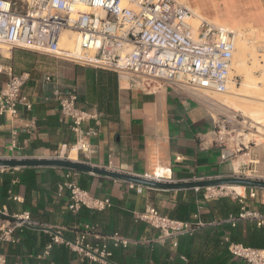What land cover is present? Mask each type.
<instances>
[{
    "label": "crops",
    "instance_id": "0c3cea01",
    "mask_svg": "<svg viewBox=\"0 0 264 264\" xmlns=\"http://www.w3.org/2000/svg\"><path fill=\"white\" fill-rule=\"evenodd\" d=\"M193 3L200 7L202 14L230 28L253 27L264 32V0H194ZM41 60H44L41 55L18 48L10 50L7 56L0 53V64L11 65L16 74L33 73L24 91L32 109L19 107L20 114L15 121L0 117V159H54L69 154L74 162L83 161L130 175L150 177L158 167L166 168L171 171L170 178L164 180L167 182L244 175L241 168L245 164L237 160L236 151L215 142L217 120L203 101L164 82H138L130 77H118L115 119L98 110L92 94H86L84 101H79L82 108L96 111L100 118L84 126L85 130L96 131L86 139L91 152H76V157L72 158L69 151L76 137L70 121L60 114L53 89L55 85H71L78 91V67L69 73L68 81L59 77L54 78V83L45 84L44 77L50 74L41 66L44 64ZM13 131L18 132L16 147H12ZM66 171L22 168L0 175V208L6 207L11 214L30 212L34 221L44 226L73 230L96 225L101 235L117 234L134 241L136 244L126 248L110 243L116 264H121L122 258L126 264H213L212 259L220 260L223 255L221 245L238 243L260 249L256 238H264V228L250 222H240L234 227L229 221L243 207L264 212V189H258L256 197L251 198L249 188L245 187L240 195L244 198L242 202L230 195L205 199V189L161 191L143 187L139 193L129 183L81 173L82 188L97 198L110 199L113 206L103 212L84 209L75 215L67 208L68 194H59L57 190ZM158 171L154 178L158 177ZM11 195L18 201L10 199ZM191 199L197 206L192 222H195L194 216L199 215L203 226L197 230L192 243L190 260L183 244L185 235L176 239V247L170 240L164 244L153 242L159 232L136 221L135 215L153 207L171 218L179 203H188ZM49 238L43 230L30 229L22 235L19 244L0 246V252L6 256L8 264H41L50 258L39 259ZM217 238L218 247L213 244ZM71 264L82 263L75 256ZM226 264L244 263L231 257Z\"/></svg>",
    "mask_w": 264,
    "mask_h": 264
},
{
    "label": "built area",
    "instance_id": "2783aa9c",
    "mask_svg": "<svg viewBox=\"0 0 264 264\" xmlns=\"http://www.w3.org/2000/svg\"><path fill=\"white\" fill-rule=\"evenodd\" d=\"M65 33L75 36L74 50L62 46ZM237 40L234 29L196 17L179 0H0V46L49 55L81 67L112 72L119 78L164 82L198 99L207 93L225 94L232 83L238 84L233 76ZM32 76V71L16 74L11 65L0 64V117L15 121L19 107L32 109L24 92ZM44 83H54L53 76L45 75ZM53 95L61 116L71 123L76 137L73 146L79 147V153H90L86 139L96 131L85 130L84 126L98 122L100 115L80 106L74 88L55 85ZM232 122L230 118L217 122L215 142L223 143L222 128ZM17 135V131L12 132V147H16ZM18 170L0 168V175ZM80 175L67 170L57 185L59 194H68V210L76 215L84 209L103 212L112 208L110 199L97 198L82 188ZM131 188L143 191L138 185L131 184ZM226 188H206L205 199L228 195L224 193ZM257 190L249 188V196L255 198ZM231 194L240 202L244 200ZM10 199L18 201L12 195ZM194 218L195 222L174 220L153 207L135 215L136 221L159 232L153 242L164 244L170 240L174 247L178 237L191 235L203 226L199 215ZM229 222L234 227L250 222L264 228V212L243 207ZM37 227L50 237L40 260L50 257L54 245H61L82 264H116L110 243L125 248L136 244L117 234L101 235L96 225L73 230L44 226L34 221L30 212L11 214L6 207L0 208V246L19 244L27 230ZM228 250L233 259L244 264H264L262 249L231 243ZM0 264H8L1 252Z\"/></svg>",
    "mask_w": 264,
    "mask_h": 264
},
{
    "label": "rangeland",
    "instance_id": "374dc122",
    "mask_svg": "<svg viewBox=\"0 0 264 264\" xmlns=\"http://www.w3.org/2000/svg\"><path fill=\"white\" fill-rule=\"evenodd\" d=\"M180 3L187 6L192 10L194 13V10L198 9L201 13V17L205 18L208 21H212L216 25H223L228 26L227 24H223L219 20H211L206 15L202 14L200 7L194 6V0H179ZM236 32L239 33V31L243 34L245 38H254L255 35H260L261 37H264V32L260 29H256L253 27H244V28H232ZM241 37V35H240ZM252 40H250V45ZM65 48H71L68 47L67 44H63ZM250 47V46H249ZM0 53H2L4 56H7L10 52V48L7 46H0ZM252 47H250V51L248 52L247 56V65L250 68L254 78L258 80L263 79L264 75V49L262 50H251ZM255 55H254V54ZM250 55V56H249ZM44 57V60H41L44 62L43 68H46L48 73L53 76V78H61L63 80L68 81L70 78V72L73 68L79 67L78 65H75L71 62L63 61L56 59L49 55H41ZM254 56L258 59V62L255 63ZM235 61V60H234ZM233 76L237 77L238 84L237 86H241L242 82L244 81V78L242 75H238L236 70L234 69ZM71 86V85H70ZM70 86H63L64 88H74ZM235 86V85H234ZM263 86V87H262ZM264 90V84L261 85V89ZM214 93H207V95H213ZM217 94V93H215ZM202 101V100H201ZM205 103V102H204ZM207 105V103H205ZM247 105V106H246ZM207 107L211 110L212 114L215 116L217 122L220 124L225 118H230L233 120L232 123L226 124V128H222V138L223 143L230 147V149H233L236 151V154L238 156L239 161L241 163L245 164V167L241 168V173L244 175L238 176V177H246L253 180H263L264 181V135L263 133H258V127L251 121H249L246 117L243 116V111L238 113H228L223 110H214L210 108L208 105ZM250 107V108H249ZM263 107V108H261ZM242 108L244 111H250V110H261L264 109V105H252L250 103H243ZM252 108V109H251ZM257 108V109H256ZM252 124V125H251ZM261 127V126H260ZM254 136H258L254 138ZM257 139L259 141H257ZM73 147V145L71 146ZM70 147V148H71ZM69 148V149H70ZM68 156V155H67ZM65 155L64 158H67ZM225 194H228L232 196L234 192L229 191V189L224 190Z\"/></svg>",
    "mask_w": 264,
    "mask_h": 264
},
{
    "label": "bare ground",
    "instance_id": "6f19581e",
    "mask_svg": "<svg viewBox=\"0 0 264 264\" xmlns=\"http://www.w3.org/2000/svg\"><path fill=\"white\" fill-rule=\"evenodd\" d=\"M194 14L198 18H202L200 16L201 13L198 9L194 10ZM202 19H205V18H202ZM250 40H252L251 43H253L251 45L249 43ZM63 44H67L68 47H71L68 49L74 50L77 45L75 36H73L72 33H65L63 40H62V45ZM249 46L252 47V49L255 51L264 49V37H261L260 35H255L254 38L249 39V38H245L243 34L239 31L238 40H237V50L234 56L235 58L234 59L235 60L234 69L236 70L238 75H242L244 78V81L242 82L241 86H237L235 83H232L227 93L225 94H215L214 93L211 96L205 95V96L199 97L200 98L199 100H202L203 102L207 103V105L214 110H217V109L223 110V111H226L228 113H233V114L243 111L244 117H246L249 121L257 125L256 127L259 126L257 132L263 133L264 135V109H261V110L254 109L250 111H244L242 108L243 103H250L252 105H264V90H260L261 85L264 84V75H263L262 80L257 81L254 78L250 68L248 67L247 56L249 54L248 52L250 51ZM254 61L255 63L258 62V59L255 56H254ZM256 137L258 136H254V138ZM257 141L259 140L257 139ZM78 148H79L78 146H73L72 149L69 151L70 153L72 152V158L76 157L77 155L76 152H78ZM69 158L70 156L68 154L67 159ZM238 167L239 165L236 166V169H238ZM158 169H159L158 177L154 178L156 177L155 173ZM170 176H171V171L169 169L158 167L155 170L154 175L150 177L156 180L164 181L170 178ZM227 189H229V191L231 192L236 193L237 195H242L245 187L239 186V185H232V186H228Z\"/></svg>",
    "mask_w": 264,
    "mask_h": 264
},
{
    "label": "trees",
    "instance_id": "16d2710c",
    "mask_svg": "<svg viewBox=\"0 0 264 264\" xmlns=\"http://www.w3.org/2000/svg\"><path fill=\"white\" fill-rule=\"evenodd\" d=\"M76 77L79 80V90L77 91L79 101H84L86 94H92L94 101H96L98 110L109 118L115 119L118 114L116 101L118 91V76L115 73L104 70L78 67L76 69ZM196 210L197 206L195 201L191 199L188 203H179L178 207H176L174 213L171 215V218L178 221L192 222V215L196 212ZM197 233L198 231H195L191 235H185L183 239V244L187 251L186 255L189 259L191 258V246ZM256 242L258 248L264 249L263 236L261 238L257 237ZM213 244L218 247L220 240L217 238ZM221 248L223 250V255L220 260L218 258L212 259L211 262H213V264H226L231 258V255L228 251V244L221 245ZM75 256L76 255L67 247L54 245L50 258L41 261V264H71ZM153 258L155 261H157V257L155 255ZM121 264H126L123 258L121 260Z\"/></svg>",
    "mask_w": 264,
    "mask_h": 264
},
{
    "label": "water",
    "instance_id": "95a60500",
    "mask_svg": "<svg viewBox=\"0 0 264 264\" xmlns=\"http://www.w3.org/2000/svg\"><path fill=\"white\" fill-rule=\"evenodd\" d=\"M0 168H61L80 173L93 174L113 180L123 181L144 188L161 191L201 190L213 187H228L239 185L248 188L264 189L263 180H253L246 177L232 176L222 179H211L191 182H167L149 178L147 176L130 175L105 168L96 167L83 161L73 162L65 158L54 159H0ZM35 229L43 230L41 227Z\"/></svg>",
    "mask_w": 264,
    "mask_h": 264
}]
</instances>
